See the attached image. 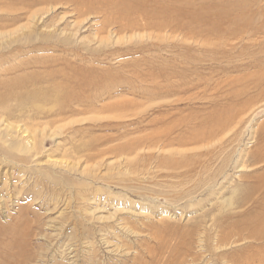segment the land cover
<instances>
[{
	"label": "rangeland",
	"instance_id": "obj_1",
	"mask_svg": "<svg viewBox=\"0 0 264 264\" xmlns=\"http://www.w3.org/2000/svg\"><path fill=\"white\" fill-rule=\"evenodd\" d=\"M122 1L135 7L136 11L141 9L142 14L145 10L158 25L143 29H139L140 25L137 29L123 26L120 33H115L116 28L112 29L115 33L113 37L109 38L108 30H103L92 38L99 27L96 23L98 19L93 16L82 20L78 39L85 45L89 44L93 49L89 52L72 38L66 45L55 37L51 44L48 43V49L43 51L21 46L15 39L28 31L24 30V25L28 24L29 14L40 12L50 4L41 0H0V33H4V36L0 34V264H181L180 260H192L194 257H198L196 260L238 259L247 247L244 241L223 247L215 253L223 252L231 257L218 258L211 256L210 252L209 255L202 254L197 245L193 247L190 241L194 238L176 236L191 229L190 226L199 218L197 212H209L206 221L210 222L211 218L212 221L223 220L239 208L229 206L228 201L210 206L207 200L209 189L205 190L208 172L197 168L195 173L201 172L199 176L189 174L184 177L186 181L183 178L169 180L162 176L166 171H156L155 165L160 162L157 161L159 158L163 160L175 151L182 150L183 153H174L171 157L181 158L197 150L200 153L193 155L210 154L209 158L206 156L209 161L202 165L215 163L216 168L220 165L219 159L232 154L235 147L241 146L242 151H248L259 145L260 137L264 135V2ZM52 4L55 7L49 11V17L62 22V26L63 22L76 20L66 5ZM137 14L132 16L136 18ZM37 31L33 34L38 35ZM97 39L102 43L96 42ZM56 57L62 59L57 63L47 61V65L45 63L42 67L31 64L34 58ZM67 59H72L70 66ZM48 63L56 65L49 66ZM60 67L69 74L76 75L78 71L77 74L82 77L87 73L95 77L98 84L92 87L93 84L87 83L88 86L81 78L75 85L74 82L67 84L68 92L80 90L81 94L73 103L68 102L69 99L61 101V108L54 101L42 102L45 100L41 96V102L27 97L38 85H52V76L46 70ZM63 79L57 75L55 81ZM177 79L182 84H178ZM154 83H158L161 90L166 89L159 93L150 92L154 89L152 87L157 86ZM102 85L107 88L100 89ZM72 105H79V108L74 109ZM175 118L182 119L188 127H179V131L170 138H175L177 132L185 138L189 136L187 131L195 130L198 125L202 128L222 123L223 127L216 129L215 134L220 137L226 135L225 129L228 128V136L222 141L223 151L217 147L208 151L198 144L183 146L177 142H165L168 145L160 143L158 150L135 149L139 152L137 155H134L135 150L132 154L126 152L129 142H138L151 134L154 127ZM236 118L239 123L235 122ZM23 129L28 131L24 135ZM231 130L239 132V135L232 137L233 133L229 134ZM30 132L32 136L29 139L34 138L37 144L44 139L43 152L37 156L33 155V151H26L25 142L18 138L21 134L27 138ZM15 139L18 145L14 146L12 141ZM226 139L230 142L235 139L236 144L235 141L232 144L228 141V145ZM239 141L241 143H237ZM232 146L233 151L226 152L227 149H224ZM3 148L7 152L10 150L9 154L4 153ZM214 150L216 153L221 150L219 155L222 154V157L212 156L211 151ZM148 152H152L155 158L150 161L152 166L142 159ZM241 154L245 162V152ZM19 157L28 160L22 163ZM142 164H146L154 174L147 177L149 180L142 176ZM132 166H136L135 170ZM214 166H211L212 169ZM253 167L254 170H264V163ZM126 168H129L128 171ZM235 169L228 164L225 175L230 177L227 181L221 177L218 181L221 185H215L219 196H232L230 201L240 194V191L232 194V185L243 186L259 180V177L253 179L239 173L240 167ZM202 174H207L205 179ZM176 181L184 182L181 188L172 186ZM181 190H190L192 193L187 198L191 195L194 199L186 208L183 201L189 198L184 197L177 203L171 200L172 196H181ZM252 195L255 204L257 201L264 204L260 192L255 191ZM252 206L246 205L245 208ZM188 264L199 263L189 261Z\"/></svg>",
	"mask_w": 264,
	"mask_h": 264
},
{
	"label": "bare ground",
	"instance_id": "obj_2",
	"mask_svg": "<svg viewBox=\"0 0 264 264\" xmlns=\"http://www.w3.org/2000/svg\"><path fill=\"white\" fill-rule=\"evenodd\" d=\"M40 1V0H39ZM44 1L46 3H49L50 5L47 6V8H45L44 10L42 9V11L40 12H32L29 14V18H28V24L24 25L26 27H24V30H28L26 33H23L21 36L17 37L15 39L16 42H19V44H21V46H27V47H30L31 50H35V51H43V50H47L48 47L50 46L48 43L51 44L53 38L57 37L58 41L61 42L62 44H66L68 45L70 43V40L72 38V40L74 39L75 42H78L79 44L81 45H84L86 48L85 50L86 51H93L92 48H90L89 44L85 45L83 42H79L80 39H78V32L80 31V29L82 28V20H88L89 18L95 16L98 21L96 22L99 27L97 29V32H96V35H92L94 38L95 36H97L101 31L103 30H108V34L107 36L110 38V37H113L115 36V33H120L124 28V27H127V26H130V28H139L141 26V28L139 29H143V28H148V26H155L154 24H156V22H154V20H152L151 18L153 16H147V12L144 10L145 14L140 11L141 9L137 8L138 11L135 10V7H132L131 5H128L127 2L125 1H122V0H41V2ZM264 2V0H249V2ZM39 2V3H41ZM43 3V2H42ZM52 3H56V4H64L66 5L67 7H69V11L71 12V14L74 16V19L76 18V20H73V22L71 21H67V22H63V26L60 24L62 22L59 23V20L56 21V19H53L51 17H49V11H53V8L55 7L54 4ZM130 4V3H129ZM34 8V7H33ZM11 11V10H10ZM32 11V10H31ZM135 13H139L136 15V18H134L132 15L135 14ZM12 14V13H11ZM27 17V16H26ZM62 17H60L61 19ZM66 18V17H65ZM64 18V19H65ZM73 18V17H72ZM80 18H83V19H80ZM78 19H80L78 21ZM78 21V23H77ZM139 22V23H137ZM84 23V22H83ZM81 24V25H80ZM161 24V23H160ZM137 25H140V26H137ZM158 25V24H156ZM22 27V29H23ZM28 28V29H27ZM113 28H116V32L114 33V31H112ZM39 30L37 31L38 35H34L33 33H35L36 30ZM86 30V29H85ZM17 32V30H16ZM15 32V33H16ZM13 33V31H12ZM1 34V33H0ZM3 34V35H2ZM1 35L4 36V33H2ZM7 34V33H6ZM56 40V39H55ZM95 40V39H94ZM98 40V39H97ZM96 42L98 43H102V40H98ZM220 40V39H219ZM224 40V39H223ZM87 39L84 41L86 42ZM14 42V41H13ZM54 42V41H53ZM91 42V41H90ZM221 42V41H220ZM219 42V44H221ZM224 42V41H222ZM227 42V40H226ZM225 42V43H226ZM229 42V41H228ZM60 43V44H61ZM73 43V42H72ZM89 43V42H88ZM1 44V43H0ZM55 44H56V41H55ZM228 44V43H227ZM59 45V44H57ZM61 46V45H60ZM223 47V45H221ZM68 47V46H67ZM68 49V48H67ZM74 49V48H73ZM66 50V49H65ZM99 50V49H98ZM71 51V50H70ZM69 51V52H70ZM97 51V50H96ZM73 53V52H72ZM92 53V52H91ZM69 54V53H68ZM63 55V54H62ZM77 55V54H76ZM65 56V55H64ZM54 57V56H53ZM68 57V56H66ZM71 57V55L69 56ZM82 57V56H81ZM62 59L61 57L59 58H54V59H51V58H34L32 61H31V64L33 67H42L43 65H47V61H52V62H58V60ZM64 60V59H63ZM62 60V61H63ZM72 59H67V63L68 65L70 66L71 64V61ZM64 61V62H65ZM81 61V60H80ZM79 61V62H80ZM73 62L74 59H73ZM92 62V61H91ZM56 63H53L56 65ZM53 64H49V66L53 65ZM59 64V63H58ZM74 65V63L72 64ZM76 65V64H75ZM75 65L73 67H75ZM81 68V67H80ZM45 69V68H44ZM64 68L63 67H60V69H55V70H46L47 74L49 76H52V85L50 84L49 86H46V87H43V86H37L36 89H34L27 97L29 98H33V100L37 101V102H41L42 100H40L41 98H39V96H41L42 98H44L43 100L45 101H42V102H50V101H54L56 103H58L57 106H60L63 107V105H60L62 103H60L61 101H65L67 99L68 102H75L77 101L79 98H80V94H81V91H73L72 93L71 92H68L67 91V87H69L67 84L69 83H73L74 82V85L76 83H78L79 79L78 78H81L83 81V83H89L90 85L93 84L92 87L96 86L98 84V82L96 81L95 77L93 78V76H90L86 73V75L84 74L83 77L82 76H79L77 73L78 71V68H73L75 71H76V75H74L73 73L69 74L67 73L66 71L63 72ZM95 69V68H94ZM72 70V69H71ZM106 71V70H105ZM103 71V72H105ZM94 72V71H92ZM172 72V71H171ZM264 72V71H263ZM102 74V73H101ZM264 74V73H263ZM59 75V76H62L64 79L63 80H59V81H55V78L56 76ZM93 75V74H92ZM161 75V74H160ZM166 75V74H165ZM175 76V75H174ZM264 75H262L263 77ZM161 77V76H160ZM61 78V77H60ZM114 78V77H113ZM168 78V77H167ZM111 79V77H110ZM159 79V78H158ZM179 79V78H178ZM177 79V81H179ZM102 81V79H100ZM106 80V79H105ZM163 80H166L165 78ZM173 79H171L172 81ZM182 80V79H180ZM17 81V80H16ZM55 81V82H54ZM66 81V82H65ZM159 81V80H158ZM157 81V82H158ZM168 81V79H167ZM176 81V80H175ZM49 82V81H47ZM80 82V81H79ZM111 82V81H110ZM170 83V80L168 81ZM167 82V84H168ZM182 81H179L178 84H182L180 83ZM186 82V81H185ZM256 82V81H255ZM161 83V82H160ZM159 83V84H160ZM163 83V82H162ZM166 82H164L165 84ZM174 84H176L175 82H172ZM199 83V82H198ZM252 83V82H251ZM39 84V83H38ZM110 84V83H109ZM155 84V83H154ZM166 84V85H167ZM177 84V85H178ZM17 85V84H16ZM88 85V84H87ZM88 85V86H90ZM153 85V84H152ZM157 85V86H155ZM154 86L155 87H152L154 88L153 90H150V92H155V93H159L161 92L162 90L164 91V89H160V87L158 86V83L155 84ZM169 85V84H168ZM167 85V86H168ZM173 85V84H172ZM256 85V84H255ZM10 86V85H9ZM103 87L100 88V89H106L104 85H102ZM111 86V85H110ZM171 86V85H169ZM186 86V85H184ZM194 86V85H193ZM198 86V85H196ZM252 86V84H251ZM12 87V86H10ZM48 87V88H47ZM91 87V88H92ZM151 87V85L149 86ZM175 87V86H174ZM99 88V87H98ZM151 88V89H152ZM5 89V88H4ZM103 89V90H104ZM112 89V88H110ZM116 89V88H115ZM118 89V88H117ZM178 88H176L177 90ZM181 89H182V86H181ZM248 89V88H247ZM172 90V89H171ZM179 90V89H178ZM225 90V89H224ZM255 90V89H254ZM12 91V90H11ZM102 91V90H101ZM106 91V90H105ZM104 91V92H105ZM114 91V90H113ZM168 91V89H167ZM184 91V90H182ZM244 91V90H243ZM108 92V91H106ZM169 92V91H168ZM174 92H176L174 90ZM239 92V91H238ZM241 92V90H240ZM23 93V92H22ZM83 93V92H82ZM111 93V92H110ZM166 93V92H165ZM170 93V92H169ZM179 93V92H178ZM257 93V92H256ZM101 94V93H100ZM147 94V93H146ZM164 94V93H163ZM162 94V95H163ZM167 94V93H166ZM225 94V93H224ZM230 94V93H229ZM241 94V93H240ZM243 94V93H242ZM245 94V93H244ZM109 95V94H108ZM228 95V94H227ZM233 95V94H232ZM105 96H107V94H105ZM120 96V95H119ZM147 96V95H146ZM175 96V95H174ZM21 97V95H20ZM101 97V95H100ZM103 97V96H102ZM142 97V96H141ZM145 97V96H144ZM149 97V96H148ZM167 97H170V96H167ZM172 97V96H171ZM181 97V96H180ZM178 97V103H179V98ZM193 96H191L192 98ZM199 97V96H198ZM202 98L204 96H201ZM206 97V96H205ZM222 97V96H221ZM17 98V97H16ZM76 98V99H74ZM78 98V99H77ZM164 98V97H163ZM166 98V97H165ZM177 98V97H176ZM197 98V97H196ZM211 98V97H210ZM0 99H2V97H0ZM19 99V98H18ZM72 99H74L72 101ZM100 99V98H99ZM145 99V98H144ZM183 98H181L180 100H182ZM186 99V98H185ZM212 99V98H211ZM237 99V98H236ZM15 100V99H14ZM21 100V99H20ZM19 100V101H20ZM26 99H24L23 101H25ZM175 100V99H174ZM195 100V98H194ZM199 100V99H197ZM210 100V99H208ZM1 101V100H0ZM96 101V99L94 100ZM167 101V100H165ZM186 101V100H184ZM188 101V100H187ZM196 101V100H195ZM2 102V101H1ZM14 102V101H13ZM18 102V101H17ZM29 102V101H27ZM149 102V101H148ZM152 102V101H151ZM176 102V103H177ZM194 102V101H193ZM214 102V101H213ZM8 103V102H7ZM10 103V102H9ZM26 103V102H25ZM85 103V102H84ZM161 103V102H160ZM159 103V104H160ZM234 103V102H233ZM12 104V103H11ZM21 104V103H20ZM23 104V103H22ZM66 104V103H65ZM70 104V103H69ZM79 104V103H78ZM163 104V103H162ZM10 105V104H9ZM24 105V104H23ZM35 105V104H34ZM83 105V103H82ZM42 106V105H41ZM73 106V105H72ZM79 106V105H78ZM78 106L75 105V107L77 108ZM160 106V105H159ZM169 106V105H168ZM242 106V105H241ZM1 107V106H0ZM6 109H7V106L5 105ZM10 107V106H9ZM34 108V106H32ZM74 107V106H73ZM72 107V108H73ZM74 107V109H76ZM214 107H216L214 105ZM68 108V107H67ZM66 108V109H67ZM79 108V107H78ZM83 108V107H82ZM164 108V107H163ZM176 108V107H175ZM178 108V107H177ZM221 108V107H220ZM9 109V108H8ZM17 109V108H16ZM65 109V108H64ZM65 109V110H66ZM161 109V108H160ZM243 109V108H242ZM69 110V109H68ZM73 110V109H72ZM244 110V109H243ZM242 110V111H243ZM204 111V110H203ZM202 111V112H203ZM238 111V110H237ZM247 111V110H246ZM160 112V111H159ZM158 112V113H159ZM169 112V111H168ZM167 112V113H168ZM179 112V111H178ZM200 112V111H199ZM166 113V114H167ZM218 113V111H217ZM221 113V112H219ZM218 113V114H219ZM232 113V112H231ZM240 113V111H239ZM171 114V112H170ZM217 114V115H218ZM233 114V113H232ZM246 114V113H245ZM243 114V115H245ZM59 115H61L59 113ZM216 115V114H215ZM221 115V114H220ZM229 115V114H228ZM227 115V117H228ZM238 115V114H237ZM236 115V116H237ZM242 115V114H241ZM248 115V114H247ZM162 116V115H160ZM240 116V115H239ZM218 117V116H217ZM238 117V116H237ZM243 117V116H240V118ZM246 117V115H245ZM166 118V117H164ZM199 118V117H198ZM213 118V117H212ZM230 118V117H228ZM239 118V117H238ZM236 118L237 120H235V122L237 121V123H239V119ZM244 118V117H243ZM241 118V119H243ZM247 118V117H246ZM88 119V118H87ZM203 119V118H202ZM227 119V118H226ZM240 119V120H241ZM85 120V119H84ZM159 120V119H158ZM219 120V119H218ZM83 121V120H82ZM81 121V122H82ZM214 122V121H213ZM219 122V121H218ZM226 122V120H225ZM232 122V121H231ZM80 123V122H79ZM164 123V122H163ZM188 123V122H187ZM217 123V122H216ZM236 123V125H238ZM203 124V123H202ZM69 126L71 124H68ZM209 125V124H207ZM228 125V124H227ZM235 125V123H234ZM1 126V125H0ZM181 126H185V127H188L186 126L183 122H182V119H172L170 120L169 122L167 123H164V124H160L159 126L154 127L153 129V132L151 134L148 133L147 135V132H146V135L147 136H144L142 138H140V140L138 142H129V146H128V150L129 151L128 153L132 154V152L136 149H151V148H156V150H158L160 148V143H164L163 145L167 146L168 144L166 143H171L173 144L174 142H177V144L179 145H187V144H198L200 146H202V148H205L206 150H211V148L213 147H217V148H221V150L223 151L222 149V141H223V138L225 139V136H228V128L225 129V133H227L226 135L223 134V136H218L216 135L215 133V130L216 129H220L223 127V124L222 123H219V124H215V126L213 127V125L211 126H207V127H202L200 128L199 125L197 126V128L195 130H188L187 131V137L183 138V134L177 132L176 133V137L178 138H170V136L173 135V133H175L176 131H179V127ZM190 126V125H189ZM193 126V125H192ZM232 125L230 126V129ZM62 127H60L61 129ZM184 128V127H183ZM225 128V127H224ZM239 128V127H238ZM12 129V127H11ZM15 129V128H14ZM9 130V128H8ZM181 130V129H180ZM261 130V129H260ZM17 131V130H16ZM227 131V132H226ZM238 131V130H237ZM236 131V132H237ZM9 132V131H8ZM19 132V131H18ZM23 135L26 134V131L23 129ZM229 131V134H231ZM2 133V132H1ZM17 132H15L16 134ZM22 133V132H21ZM35 133V132H34ZM183 133V132H182ZM220 133V131L218 132ZM217 133V134H218ZM233 133V136L232 137H235L234 135L237 134L235 132H232ZM256 133V132H255ZM10 134V133H9ZM12 134V133H11ZM28 137H24L22 136H19L18 138L21 139L20 141H23L25 142V149L26 151L27 150H30L31 152L33 151V155L37 156L39 153L41 154L43 152V140L41 141V144H37L35 139L34 138H31L29 139L32 135V133H28ZM221 134V133H220ZM219 134V135H220ZM185 135V134H184ZM239 135V132L237 134V136ZM260 135V134H259ZM16 136V135H15ZM175 136V135H174ZM262 136V135H261ZM6 137V136H5ZM11 137V136H10ZM14 137V136H12ZM259 137V136H258ZM7 138V137H6ZM227 138V137H226ZM231 138V137H230ZM257 138V137H256ZM259 142V145L257 147H255L254 149L252 150H248V151H242V148L241 146H237L235 147L234 149V152H232V154H229L230 155H227L225 158H221L222 154L219 155L220 151L219 150L218 152L219 153H216L214 151H211V155L214 156L215 158H221L219 159V166H217L215 168V163L213 165L212 161H210L212 163V165H208L205 163V165L202 163L206 162V161H209L207 160V158H209L207 154L204 155V153L202 154H195L193 155L194 153H200V152H197V150H193L190 153L192 155H189V156H180L181 158H175L174 156L171 157L172 155H174V153H178L179 155L182 154V150H178V151H175L173 152L172 155L168 156V157H165L163 158V160H161L160 158L157 160V161H160L158 164L155 165V167L157 168L156 171H159V170H163V171H166L165 174H163V178H169V180H171L170 178H173V180L175 179H178V180H184V177L186 176H189V174H195V176H197L198 174L200 173H195V171L197 170H201L202 172H208V180H207V186L205 188V190L209 189V197L207 198L208 201H210V206L214 203H226L227 201L229 202L228 205H234L235 208H239V210L237 212H234V213H229L226 215V217L222 220L221 218H219V220L217 221H212L213 219L211 218V221L210 222H207L206 221V218L207 216H209V212L208 213H201V211L198 213L197 212V220L194 222V224H192L190 226L191 229H188L186 230L185 234H180V235H176V236H180V238L182 239L184 236L188 237L189 239H193L194 238V241H190L192 246L193 247H197L201 250V253L202 254H206L208 253L209 255V252L212 255H216L218 258H221V257H231L230 255H228L227 253H223V252H220V253H215L218 249H221L223 247H227V246H230L234 243H238L240 241H244L245 243H247V247L245 249V251L243 253H241L240 257L238 259H226V260H196L198 259V257H194L192 258V260H180V262H182L181 264H188L189 261L191 262H198L199 264H264V204L260 203V201H257V204L254 203V195H252L255 191L257 192H260L264 198V170L262 169L261 171L259 170H254L252 168H254L253 166L257 164H261V163H264V135ZM228 139V138H227ZM226 139V142L227 143L229 140ZM236 139V138H235ZM234 139L235 143L236 144V140ZM231 140V139H230ZM233 140V138H232ZM231 140V141H232ZM241 140V139H240ZM3 141V140H2ZM135 141V140H134ZM234 141L230 142V144H232ZM238 141V140H237ZM17 140H13L12 143L13 145L15 146L17 144ZM166 142V143H165ZM10 143V142H9ZM222 143V144H221ZM237 143H241L240 141L237 142ZM22 144V143H21ZM204 144L206 145V147L204 146ZM207 144H210L207 146ZM228 144V143H227ZM18 145V144H17ZM24 145V143H23ZM170 145V144H169ZM229 145V144H228ZM127 146V145H126ZM162 146V144H161ZM193 146V145H192ZM204 146V147H203ZM224 146H227V145H224ZM231 146V145H230ZM5 147V146H4ZM9 147V146H8ZM122 147V145H121ZM186 147V146H185ZM21 148H24L21 147ZM192 148V147H191ZM190 148V149H191ZM196 148V147H195ZM216 148V149H217ZM253 148V147H252ZM10 149V147H9ZM227 151H230L232 149L233 151V146L232 148H224ZM229 149V150H228ZM8 150V149H7ZM15 150V148H14ZM135 150V151H136ZM2 151L5 153L7 152L6 151V148H3ZM10 152V150H8ZM140 151V150H139ZM205 151V150H204ZM9 152H7V154H9ZM22 152V151H20ZM25 152V151H24ZM147 152V151H145ZM207 152V151H206ZM245 152V157H247V160L249 161L248 163H245L243 162V159H242V154ZM12 153V152H11ZM29 153V152H27ZM120 154L122 153L121 150L119 152ZM125 153V151L123 152ZM139 152L136 151V154L134 153V155H137ZM149 154H145V158H144V155L142 156V159L146 160L148 163V165L150 166L152 163H150V161L152 160V158H154L152 152H148ZM210 153V152H209ZM224 153V152H223ZM126 154V153H125ZM124 154V155H125ZM169 154V153H167ZM226 155V153H224ZM223 154V155H224ZM11 155V154H10ZM123 155V156H124ZM205 157H204V156ZM13 156V155H11ZM40 156V155H39ZM141 156V155H140ZM163 156V155H162ZM207 156V158H206ZM10 157V156H9ZM27 157V156H26ZM25 157V158H26ZM33 157V156H32ZM127 157V155H126ZM235 157H237L235 159ZM24 158V157H23ZM23 158H20L19 157V160L22 161ZM29 158V157H28ZM35 158V157H34ZM11 159H14V158H11ZM27 159V158H26ZM24 159V160H26ZM135 159V158H133ZM155 159V158H154ZM164 159H166L164 161ZM213 159V158H212ZM16 160V158H15ZM18 160V161H19ZM24 160L22 161V163L24 162ZM28 160V159H27ZM27 160L25 162H27ZM33 160V159H32ZM50 160V159H49ZM78 160V159H77ZM143 160V161H144ZM221 160V161H220ZM51 161V160H50ZM134 161V160H133ZM202 161V162H201ZM216 162L217 159L215 160ZM214 161V162H215ZM31 162V161H30ZM141 162V161H140ZM156 162V161H155ZM49 163V162H48ZM60 163V162H59ZM138 163V162H136ZM26 164V163H25ZM44 164V163H43ZM230 165H232L234 167V170L236 171L237 169H235L236 167H240L239 169V173H244L245 176H251V178H255L256 177H259V180H256V182L254 183H249V184H244L243 186H236V185H232L231 187V191H232V194L237 192V191H240V194L234 198L232 201H230L229 199L232 197L231 195L229 196H224V195H218V191H215V185L217 187H219L221 185L219 181V179L222 177L224 180L227 181V179L230 177L228 176L226 178V175H225V169L226 167ZM119 165V164H118ZM137 165V164H136ZM218 165V164H217ZM251 165L252 168H251ZM152 166V165H151ZM211 166H214V168L212 169ZM128 167V166H127ZM136 167V166H135ZM135 167L132 166V168H134L135 170ZM142 167L143 169V178L145 179H148L147 177H150L149 175L151 174V176H153L154 174L151 173L149 167H147L146 164H142ZM139 168V167H138ZM198 168V169H197ZM200 168V169H199ZM250 168V169H249ZM129 169V168H128ZM128 169L126 168V170L128 171ZM141 169V168H139ZM197 169V170H196ZM215 169V171L213 173H211V171H213ZM134 170L132 169V171L134 172ZM131 171V172H132ZM137 171V170H136ZM139 171V170H138ZM137 171V172H138ZM162 171V172H163ZM233 171V170H232ZM246 171H249V172H246ZM130 172V170H129ZM234 172V171H233ZM139 173H141L139 171ZM238 173V172H236ZM157 174V173H156ZM192 175H191V178H192ZM203 175V174H202ZM51 176V175H50ZM161 176V175H160ZM159 176V178H160ZM199 176V175H198ZM201 176V175H200ZM204 176V179H205V176H207V174L203 175ZM203 176L201 178H203ZM235 176V175H234ZM152 178V177H151ZM158 178V179H159ZM187 178V177H186ZM207 178V177H206ZM154 179V177L152 178ZM151 179V180H152ZM161 179V178H160ZM240 179V178H239ZM187 180V179H186ZM184 180V181H186ZM196 180V179H195ZM200 180V178L198 179ZM60 181V180H59ZM58 181V182H59ZM197 181V180H196ZM195 181V182H196ZM232 181V180H231ZM183 182V181H182ZM181 181H176L173 182L175 183V185H172L171 182L170 184L173 186V187H176V186H181L183 185ZM194 182V183H195ZM198 182V181H197ZM196 182V184H197ZM184 183V182H183ZM187 183V182H186ZM232 182H230L231 184ZM188 184V183H187ZM195 184V185H196ZM199 184V183H198ZM229 184V185H230ZM194 185V186H195ZM216 187V188H217ZM196 188V187H195ZM194 188V189H195ZM198 188V187H197ZM196 188V189H197ZM77 188H75L76 190ZM69 190V189H68ZM191 190V189H190ZM190 190L188 191H182L181 190V196H172L171 200L173 201V203H177L179 202L180 199H184V197L187 198V195L191 194L192 192H190ZM174 191V190H173ZM175 191H176V188H175ZM174 191V192H175ZM178 191V190H177ZM69 192V191H68ZM180 192V190H179ZM178 192V193H179ZM160 193V191H159ZM197 193V192H195ZM78 194V193H77ZM180 194V193H179ZM84 195V194H83ZM174 195V194H173ZM177 195V193L175 194ZM194 195V193H193ZM170 196V197H171ZM191 195L188 197L189 200L188 201H183V204H184V208L187 207V204L190 203V202H193L194 199H192ZM80 198V197H79ZM187 198V199H188ZM182 199V200H183ZM49 200V199H48ZM85 200H88V199H85ZM214 200V201H213ZM169 204H171V202H169V200H167ZM213 201V202H211ZM77 203V202H76ZM191 205V204H190ZM206 205V204H205ZM246 205H253L252 207L250 208H245ZM189 206V205H188ZM6 208V207H5ZM245 208V209H243ZM4 209V208H3ZM220 210H221V207H220ZM192 212V211H191ZM169 215V213H167ZM187 215V213H185ZM172 216V214L170 215ZM169 216V217H170ZM171 218V217H170ZM18 219V218H17ZM212 229L214 231H212ZM133 232V231H131ZM157 233V232H156ZM153 233L152 235H157L159 233ZM184 233V231H183ZM92 236V235H91ZM85 237V236H84ZM160 237V236H159ZM157 238H158V235H157ZM94 239V238H93ZM103 239H106V238H103ZM102 239V241H103ZM89 240V239H88ZM97 240V239H96ZM157 240V239H156ZM11 241V240H10ZM90 241V240H89ZM93 241V240H92ZM159 241V240H157ZM88 242V241H87ZM89 244L91 243V246H94L92 245V242H88ZM86 243V244H88ZM103 243V242H102ZM106 243V242H105ZM187 243V242H186ZM181 244H182V241H181ZM184 244V243H183ZM188 244V243H187ZM177 246V245H176ZM71 248V247H70ZM89 248V247H88ZM240 248V247H239ZM64 249V248H63ZM83 249V248H81ZM190 249V248H189ZM94 252V248H93V251ZM91 252V253H92ZM128 252V251H127ZM201 254V255H202ZM190 257V256H189ZM142 261V260H141ZM150 262V261H149ZM177 262V261H176ZM179 263V262H178ZM177 263V264H178ZM27 264V263H26Z\"/></svg>",
	"mask_w": 264,
	"mask_h": 264
}]
</instances>
